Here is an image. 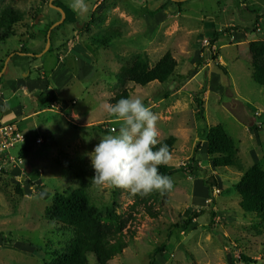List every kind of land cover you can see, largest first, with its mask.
<instances>
[{
	"label": "rangeland",
	"instance_id": "374dc122",
	"mask_svg": "<svg viewBox=\"0 0 264 264\" xmlns=\"http://www.w3.org/2000/svg\"><path fill=\"white\" fill-rule=\"evenodd\" d=\"M115 1L119 2V11L114 9ZM240 1L178 0L181 5L177 7L175 2L167 0H108L85 21L70 10L68 0H0V11L11 6L24 14L22 23L14 29L16 35L23 33L24 39L14 35L0 44L4 79L12 73L9 57L16 47L23 44L30 53L39 49L37 54H42V70L45 69L48 85L59 89L61 100L68 102L79 121L103 125L108 135L113 134L111 129H118L119 122L108 116L103 104L128 90L131 98H142L158 114L159 141L171 135L176 137L172 160L167 165L174 181L173 190L164 195L156 193L155 201L149 204L150 214L142 204L132 211L133 193L113 186L97 187L91 180L94 170L89 154L106 135L90 127L79 128L81 123L76 119H63L60 114L66 106L53 98L46 100L44 106L47 107L42 109L40 102L44 96L38 91L28 100L17 94L16 101L24 109V115L35 111L38 115L23 122L30 127L26 143L30 152L24 163H19L18 156L22 146L7 151L13 160L0 155V233L5 239L0 240V264H55L57 258L60 259V250L69 242L71 233L53 225L48 210L55 192L80 188L78 173H83L89 184L86 194L91 204L103 212L113 209L124 218L131 215L123 237L127 248L107 264H148L151 259L154 264H232V259L239 262L240 255L251 258L252 264H264V234L254 229L255 216L240 210V197L236 192L244 171L254 164L264 169V87L251 79L249 53V45L256 42L250 40L260 37L263 26L258 21L259 31L252 28L251 2L259 0L244 2V5ZM90 3L93 9L96 1L90 0ZM259 3L264 13V0ZM51 5L62 9L65 19L70 14L76 16L73 24L67 19V24L53 28L51 47L54 40L62 36L66 41L71 38L74 42L76 38L94 52L90 58L94 61L95 57L96 65L86 81L65 83L64 79L61 87L62 78H59L54 83L49 76L57 64L54 48L43 54L47 51L46 42L43 45L40 40L33 45L35 36L46 38L50 27L62 19ZM156 6L163 7V16H158H162L161 21L153 28L149 23L154 25L156 16L150 17L147 10L152 11ZM212 24L216 28L228 24L219 29V35H228L230 43L217 42V36L212 37ZM243 28L250 33L245 42L247 47L238 52L242 46H236L235 50L233 45L237 44L232 34L243 32ZM229 30L232 32L228 33ZM26 33L34 38L30 39ZM92 33L98 41L109 39L108 46L90 43ZM203 40L208 42L207 48H202ZM166 52L177 62L174 75L166 83L152 82L140 87L119 78L120 68L134 55L145 56L152 67ZM219 53L223 65L218 62ZM4 54L6 57L2 58ZM84 58L87 57L80 59L87 62ZM88 64L93 66V63ZM40 85L46 88L44 83ZM203 85L206 92L198 96ZM79 87L88 88V97L82 88L78 91ZM195 95L203 102L201 116L194 103ZM71 100L75 101L71 103ZM14 105L15 102L10 106ZM44 117H49L51 123L54 121L58 129L53 138L39 125L44 123ZM20 119L17 116L16 122ZM256 122L262 124L257 135L249 131ZM17 125L19 129L24 128H20V123ZM217 125L224 128L238 148L239 169H214L201 148L204 133ZM36 138L41 139L42 144L37 145ZM198 145H201L199 153L194 154ZM192 157L200 168L197 176H190L185 166ZM27 165L31 168L29 173ZM209 175L218 183L213 203L202 184ZM192 210L199 217L183 230L184 221L191 217ZM153 213L158 217H151ZM161 246L163 254L153 257ZM87 264H96L95 258L89 257Z\"/></svg>",
	"mask_w": 264,
	"mask_h": 264
},
{
	"label": "trees",
	"instance_id": "16d2710c",
	"mask_svg": "<svg viewBox=\"0 0 264 264\" xmlns=\"http://www.w3.org/2000/svg\"><path fill=\"white\" fill-rule=\"evenodd\" d=\"M167 1L171 3L170 0ZM53 4L56 5L57 2H53ZM175 5L179 7L181 3L176 2ZM159 10H163V7ZM259 18L257 16L254 21L252 27L254 30L256 29ZM23 19L24 14L11 6H6L1 9L0 44L5 43L15 35L14 29L22 23ZM67 19L68 17H66L61 26L68 23ZM25 35H28L30 39L34 38L32 34L26 33ZM108 40L107 38H103L98 41L92 37L89 41L98 47H107L109 44ZM44 42H46V38H44ZM249 53L251 79L257 85L264 87V40L251 43L249 45ZM198 64H201V61ZM176 68L177 62L169 52H166L152 67H150L145 56L134 55L128 61V64L120 68L119 78L127 83L145 87L152 82H158L160 84L166 83L174 75ZM200 90L197 93L198 96L206 92L205 85ZM129 97V91L123 90L111 98L109 103H116L120 98ZM194 103L201 116L203 102L196 97ZM261 125L256 122L249 128V131L257 135V132L261 130ZM90 128L105 135L109 134L101 125L91 126ZM203 137L205 144L202 146L207 159L214 169L240 168L238 164V148L221 125L208 128ZM258 141L257 139V143ZM160 144H167L172 153L175 138L169 136L160 141ZM160 144L156 147L158 148ZM199 150L200 145L197 146L194 154H198ZM29 152V146L26 144L18 153L19 159L25 161ZM185 166H187L190 176L198 175L200 168L194 157L190 158ZM159 170L164 175L171 176L172 174L169 173L167 165L160 166ZM77 179L79 180L80 188L64 192H55L52 206L48 210L50 222L63 231H69L71 233L69 242L65 245V248L60 250L61 256L59 260L57 258L58 264H87V260L91 256L95 258L96 264H107L115 257L121 255L127 248L123 237L124 232L127 230L129 220H131V215L124 218L118 215L115 210L109 208L105 209L104 212L101 211L100 208L88 201L86 189L89 184L85 182L83 173H78ZM202 184L208 189L210 202L213 203V193L218 187L216 178L213 175H209L202 181ZM236 192L240 197L238 203L240 210L246 214L254 215L256 219L254 229L257 233L264 234V169L260 164H254L244 171L236 186ZM156 195V193L147 196L134 194L131 210L134 211L142 204L150 214L149 204L155 201ZM190 212L191 217L184 221L182 226L183 230L187 229L199 217L195 211L192 210ZM151 217L157 218L158 214L153 213ZM1 239L5 240L2 233H0ZM163 252L164 247L161 246L153 253V257L157 254H163ZM231 262L232 264L253 263L252 259L245 255L239 256V262L234 259ZM148 264H154V259H151Z\"/></svg>",
	"mask_w": 264,
	"mask_h": 264
},
{
	"label": "clouds",
	"instance_id": "9594fccd",
	"mask_svg": "<svg viewBox=\"0 0 264 264\" xmlns=\"http://www.w3.org/2000/svg\"><path fill=\"white\" fill-rule=\"evenodd\" d=\"M68 7L85 21L92 11L90 0H68ZM103 108L119 122V127L113 134L100 138L89 154L93 184L113 186L140 196L172 191V177L159 170L170 163L172 153L167 144H160L158 114L139 97L105 102ZM74 118L78 119L75 114Z\"/></svg>",
	"mask_w": 264,
	"mask_h": 264
},
{
	"label": "crops",
	"instance_id": "0c3cea01",
	"mask_svg": "<svg viewBox=\"0 0 264 264\" xmlns=\"http://www.w3.org/2000/svg\"><path fill=\"white\" fill-rule=\"evenodd\" d=\"M95 1H96V4H95L94 8L92 9L91 14L93 11L95 12L96 10H98V6L101 8L103 6L102 4L107 3L108 0H105L106 2L104 1L100 5L97 4L98 0H95ZM112 1H114V0H112ZM120 1H122V0H120ZM251 1L252 0H242V2L241 1L240 2L242 5H244L243 4L244 2L246 3V2H251ZM259 1L262 3L263 0H259ZM259 1L251 2V6L254 8L253 13H252L253 14V21H255L257 16L260 17L258 21H260L259 23H262V26H263L262 27V33H261L259 38L252 39L250 41L264 40V13L262 12V8H261L262 6L260 5ZM115 2L117 3V5H114V9L116 11H119L120 10L119 4H118L119 2L118 1H115ZM167 7L168 6H166V8ZM160 8H162V7L156 6L155 9L152 11L147 10V14L150 17H153L154 15L156 16L155 19H153L154 25L149 23L153 28L159 23V21H161V17L163 16L162 15L163 10H159ZM260 8H261V10H259ZM159 15H162V16L159 18L158 17ZM75 17L73 14H70V16L68 17L69 21L72 24L75 20ZM106 22H108V21H106ZM253 24H254V22H253ZM227 25L228 24H226V26ZM226 26L218 27V28H216L214 24H212L210 26L212 28V31H211L212 37L214 38V36L216 35L217 36V38H216L217 42H219L221 40H227L230 43L228 35L227 36L224 34H223V36L219 35V33L221 32V31H219V29L225 28ZM240 29H242V28H240ZM243 30H244L243 32L236 31L237 33L232 34V38H234V41L237 44V45H233V47L242 46L238 50H237V47L235 48V50H237L238 52H243V50H245V49H243V47H247L245 42H246V38L249 36L250 32L248 33L246 31V28H243ZM230 32H232V31L229 30L228 33H230ZM244 32H247L248 35L244 34ZM93 33L90 36V38L94 37ZM22 34L23 33H19V35L15 34V36H16V38L19 37L21 39H24V38H22ZM130 35H132L131 31L129 32V36ZM43 36H41V35L35 36L36 40L34 41L33 45L36 43L37 44L40 43V40L43 42V45H45ZM118 37H119V35H118ZM63 38L64 37L59 36L53 42L52 47L54 48L55 54L57 56V64L54 66V68L52 70H50V74H49L50 79H52V81L54 83H56L59 78H62V85L59 84L61 87L64 84V79H65V83H68V82L70 83L73 80L78 81L80 83L82 81H86L88 74L93 71V68L96 65L95 57H94V61H92V59L90 58L91 55L93 56L94 52H92V50L89 48L88 44H81V43H79V40L77 41L76 38L74 39V42L72 41L71 38H69V40H67V41L65 40V38L64 39ZM240 43H241V45H240ZM52 47L50 45L49 49L47 51L43 52V54L48 52L49 50H51ZM225 47H226V45L221 46V48L220 49L218 48V50H221L222 48H225ZM37 50H39V49H37ZM37 50L30 53L29 50H26V48L23 44H20L18 47H16L13 51L14 53L11 54L9 57V60L12 61V73L9 77H6L5 79H4L5 71H3V69H2V65L0 66V124H7V123L9 124L10 123V124H15L18 127L17 124L20 123V128H21V126H24V128L20 129V131H22L23 134L25 135L27 144L29 142L28 134L30 133V127H29V123L27 125L26 124L23 125V122L31 120L34 116L38 115V112L35 111L31 115L25 116L24 115V109H21L20 104L16 101V98H17L16 95L19 93L23 95L24 99L28 100V99L33 98L34 92L38 91L40 96H44L42 101L40 102V107L42 109H45L47 107V106L46 107L44 106L46 104L45 103L46 100H50L51 98H53L56 102H59V104L66 106L63 114L59 113L63 119H68V117H69L70 119H74V120L76 119L79 121V116L75 112H73L72 109L69 108V106L67 105L68 102L66 103V101L61 100L60 94L58 91L59 89L55 90L53 88H50V86L48 85L49 81L46 78L45 69L42 70V68L44 66L42 61H41L42 54L41 55L39 53L37 54ZM219 55L220 56H219L218 62H219V64L223 65L224 62H223V59L221 57V54L219 53ZM83 56H86L87 58H84V59L88 63H93V66H91L87 62L81 60V59H83ZM4 57H6V54H4L2 56V58H4ZM238 59H239V56H238ZM0 63H2V60H0ZM206 66L207 65H205V67ZM32 72H34V73H32ZM41 83H44L46 88H43V85H40ZM100 83H102L101 80H100ZM96 84H98V83L96 82ZM184 87L185 86H183L182 88H184ZM81 88L82 87H79V89H78L79 92L82 91ZM82 89H83V91H86V93L85 92L84 93L86 94V97H88V88H86V89L82 88ZM51 93L53 95H51ZM74 101L75 100H71L70 102L72 103ZM14 102H15L14 107L10 106V105H13ZM154 107H155V105H154ZM56 113H58V112L56 111ZM74 114L76 117H78V119L74 118ZM17 116L21 117V119L18 122H16ZM48 118L49 117H44V123L39 124V125H41L43 130H46V132L51 134V137L53 138V134H55L58 129L56 128L54 121L51 123L48 120ZM67 123H69V121H67ZM79 123H81L79 128H89V127L95 125L93 123H85L84 121H82V122L79 121ZM98 123H100V122H98ZM28 131H29V133H28ZM171 136H173L175 138V143H176V137L174 135H171ZM37 145H40V144H37ZM201 145H203V144H201ZM201 148H203V146H201ZM23 163H24V161H23ZM26 167H27L26 170H29L31 172V168H29L28 165ZM16 169L19 170L20 168L16 167Z\"/></svg>",
	"mask_w": 264,
	"mask_h": 264
},
{
	"label": "built area",
	"instance_id": "2783aa9c",
	"mask_svg": "<svg viewBox=\"0 0 264 264\" xmlns=\"http://www.w3.org/2000/svg\"><path fill=\"white\" fill-rule=\"evenodd\" d=\"M105 0H98L97 4L100 5ZM259 26V25H258ZM256 30L259 31V27H257L256 24ZM202 48H207L209 46L208 42L206 40L201 41ZM103 129L104 126L102 125ZM113 128L111 129V132H113ZM26 137L25 135L20 131V129L15 124H0V155L2 158L8 157L7 151L10 149L16 148L18 146H22V148L26 145ZM36 144H41V139L36 138L35 139ZM12 159V158H10ZM13 160V159H12ZM20 160V159H19ZM15 163V162H14ZM21 163V160L19 161ZM14 166L13 168H15Z\"/></svg>",
	"mask_w": 264,
	"mask_h": 264
},
{
	"label": "water",
	"instance_id": "95a60500",
	"mask_svg": "<svg viewBox=\"0 0 264 264\" xmlns=\"http://www.w3.org/2000/svg\"><path fill=\"white\" fill-rule=\"evenodd\" d=\"M53 1V0H52ZM170 1H173V2H178V0H170ZM51 7H53L56 11L59 12V14L61 15V21L57 22V23H54L53 26L50 27L48 33H47V37H46V50H48L49 46H50V33L51 31L53 30L54 27H57L59 26L61 23H63V21L65 20V14L64 12L62 11V9L58 8V7H54L51 5ZM27 173H29L30 171L29 170H26Z\"/></svg>",
	"mask_w": 264,
	"mask_h": 264
}]
</instances>
